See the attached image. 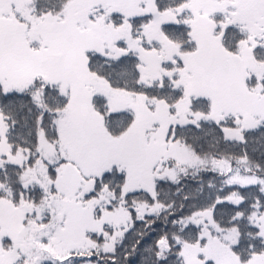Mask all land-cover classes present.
Listing matches in <instances>:
<instances>
[{
	"label": "snow or ice",
	"instance_id": "6c2138e0",
	"mask_svg": "<svg viewBox=\"0 0 264 264\" xmlns=\"http://www.w3.org/2000/svg\"><path fill=\"white\" fill-rule=\"evenodd\" d=\"M0 264H264V0H0Z\"/></svg>",
	"mask_w": 264,
	"mask_h": 264
}]
</instances>
